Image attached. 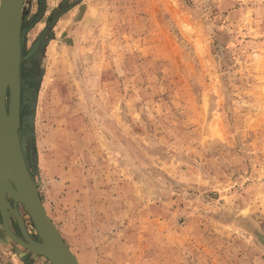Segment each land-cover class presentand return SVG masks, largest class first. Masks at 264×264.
<instances>
[{"label":"rangeland","instance_id":"1","mask_svg":"<svg viewBox=\"0 0 264 264\" xmlns=\"http://www.w3.org/2000/svg\"><path fill=\"white\" fill-rule=\"evenodd\" d=\"M20 29L23 157L79 264H264V0H25Z\"/></svg>","mask_w":264,"mask_h":264},{"label":"water","instance_id":"2","mask_svg":"<svg viewBox=\"0 0 264 264\" xmlns=\"http://www.w3.org/2000/svg\"><path fill=\"white\" fill-rule=\"evenodd\" d=\"M25 0H0V217L5 234L50 264H79L43 208L37 184L23 157L19 138L21 29ZM36 93V92H35ZM21 205L37 233L32 239L18 212ZM9 215L16 221L13 233Z\"/></svg>","mask_w":264,"mask_h":264},{"label":"crops","instance_id":"3","mask_svg":"<svg viewBox=\"0 0 264 264\" xmlns=\"http://www.w3.org/2000/svg\"><path fill=\"white\" fill-rule=\"evenodd\" d=\"M21 264H46V262L39 257L31 256L30 258L25 256Z\"/></svg>","mask_w":264,"mask_h":264},{"label":"flooded vegetation","instance_id":"4","mask_svg":"<svg viewBox=\"0 0 264 264\" xmlns=\"http://www.w3.org/2000/svg\"><path fill=\"white\" fill-rule=\"evenodd\" d=\"M11 228V227H10ZM12 230V229H11ZM13 231V230H12ZM19 232V231H18ZM13 233L14 234H16V235H18L19 237H20V235H19V233H16L15 231H13Z\"/></svg>","mask_w":264,"mask_h":264}]
</instances>
